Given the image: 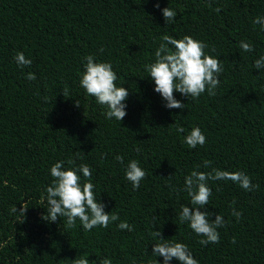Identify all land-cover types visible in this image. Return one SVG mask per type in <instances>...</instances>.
<instances>
[{
	"label": "trees",
	"instance_id": "16d2710c",
	"mask_svg": "<svg viewBox=\"0 0 264 264\" xmlns=\"http://www.w3.org/2000/svg\"><path fill=\"white\" fill-rule=\"evenodd\" d=\"M166 7L177 13L173 23L165 24ZM256 17H264V0H0V264H73L81 256L91 264H164L152 255L162 243L157 230L186 244L198 264H264V68H253L264 56V30ZM163 35L207 45L223 68L215 95L175 92L184 109L164 107L145 70ZM241 41L254 50L242 51ZM17 52L31 65L19 67ZM89 55L110 63L116 85L129 91L120 123L105 119L106 109L80 87ZM193 127L206 142L190 149L184 137ZM131 160L146 172L138 190L125 179ZM59 161L88 165L97 201L119 220L90 231L79 220L71 228L66 217L44 220L41 201ZM214 169L243 172L257 187L207 182L212 195L200 211L226 223L219 243L202 246L178 219L182 205L191 208L184 178ZM121 221L133 230L118 229Z\"/></svg>",
	"mask_w": 264,
	"mask_h": 264
},
{
	"label": "clouds",
	"instance_id": "9594fccd",
	"mask_svg": "<svg viewBox=\"0 0 264 264\" xmlns=\"http://www.w3.org/2000/svg\"><path fill=\"white\" fill-rule=\"evenodd\" d=\"M154 6L159 8V3ZM220 10V8L215 9L217 12ZM161 11L165 24L174 22L177 15L174 10L166 7ZM253 23L259 24L261 30H264V17H256ZM206 47L207 45L203 42L187 35L181 39L173 38L170 35L162 36L161 43L154 52V62L146 65L145 70L149 73L148 77L154 82V91L166 102L165 108L184 109L185 104L175 98V92L187 99H196L206 91L209 96L215 95L214 90L219 86V74L223 68L218 58L205 54ZM240 48L244 52L254 50L253 45L245 41L240 42ZM14 59L21 68L30 66L32 63L30 59H26L22 52H17ZM84 59L86 63L80 75V87L87 95L94 97L98 105L106 109L103 112L105 119H115L120 123L127 115L124 102L129 96L128 89L116 85L117 74L113 71L110 63L97 62L91 55ZM253 68L257 70L264 68V56L255 60ZM26 79L34 81L36 77L29 72ZM75 104L80 106L78 101H75ZM176 130L180 133L185 132L182 126H177ZM205 142L206 137L198 127H193L184 137V143L190 149L196 148L198 145L203 146ZM115 159L120 163L124 161L123 156L119 155ZM210 163L205 161L203 167H209ZM68 164L73 165L74 161L69 160ZM78 173H82L85 182L81 183V176ZM50 175L53 178L52 182L50 186L46 187V196L41 201L46 200L48 205L46 215L42 217L44 220L55 222L58 217H66V224L69 228L75 227L79 220L80 225L86 231L96 227L107 228L110 222L119 220L118 215L106 213L105 205L97 201V196L94 193L95 186L91 182L92 170L88 165L81 164L79 167L65 168L64 162L59 161L51 166ZM145 177L146 172L140 167L137 160L128 162L125 179L131 183L133 190L139 189L140 183ZM209 180H230L246 192L257 187L251 183L248 175L240 171L229 172L214 169L212 172H201L194 170L184 178L183 190L190 197L191 208L182 205L178 219L181 224L187 222L196 235L203 237L199 240L202 246L219 243L220 234L217 229L224 227L226 223L219 214H216L215 219L210 221L211 214L207 211H200V209L206 208L212 195V190L207 183ZM26 210V207L21 206L19 213L24 217ZM12 211L17 212L15 206ZM232 215L237 220L241 217V213L235 210ZM117 228L133 230L127 221H121L117 224ZM155 235L162 243L153 245L152 255L163 257L164 264H169V261L173 259L177 260L179 264H198L186 244L169 242L161 237L158 230ZM73 264H91V262L85 256H81L79 259H73ZM100 264H112V261L105 258L101 260Z\"/></svg>",
	"mask_w": 264,
	"mask_h": 264
}]
</instances>
